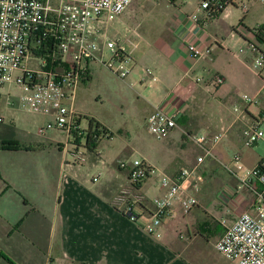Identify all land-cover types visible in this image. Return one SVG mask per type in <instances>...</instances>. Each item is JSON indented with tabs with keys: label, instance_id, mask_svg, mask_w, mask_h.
Returning <instances> with one entry per match:
<instances>
[{
	"label": "crops",
	"instance_id": "0c3cea01",
	"mask_svg": "<svg viewBox=\"0 0 264 264\" xmlns=\"http://www.w3.org/2000/svg\"><path fill=\"white\" fill-rule=\"evenodd\" d=\"M149 1L153 7L148 15L152 17L145 33L138 24L130 23L136 13L132 3L110 31L122 40L143 39L142 53L124 86L139 99L146 131V119L155 110L175 113L176 127L167 138L188 144L185 159L167 147L142 154L141 160L157 173V195H162L159 175L172 177L195 165L200 152L193 139L201 134L211 137L221 128L227 129L226 137L213 146L211 157L198 166V173L213 170V163L226 160L230 152L238 154L245 169H254L264 158V138L246 148L243 132L259 121L264 133V67L258 73L252 69L258 53L249 48L257 40L254 30L264 26V17L254 14L251 7L242 12V18L235 17L228 9L235 6V0H225V14L204 24V14L198 11L200 0ZM192 14L198 15V23L190 20ZM189 43L204 52L199 60L189 57ZM258 48L264 52L263 46ZM144 69L152 71L154 82ZM216 78L221 79L220 84L215 83ZM3 90L0 88V100ZM0 119V143L15 142L27 148L0 149V253L12 264H190L185 255L193 243L212 240L214 247L222 227L244 212L221 226L208 203H203L199 189L197 205L190 212L175 208L158 227L159 237L149 235L144 226L152 211L147 197L151 190L140 191L149 179L138 189H121L123 183L128 184L127 175L118 163L114 168L102 159L100 147L96 153L86 151L87 158L82 159L80 144L69 141L63 132L38 133L51 122L49 115L4 103ZM60 135L66 136L64 142ZM86 168L93 172L90 179L85 177ZM95 176L98 185L92 182ZM227 179L225 184L237 181L232 173ZM244 189L255 199V192L261 191L258 185L254 190ZM233 193L239 196L238 191ZM217 197L224 203L220 194ZM128 200L138 201L135 222L124 214ZM0 264L9 263L0 259Z\"/></svg>",
	"mask_w": 264,
	"mask_h": 264
},
{
	"label": "built area",
	"instance_id": "2783aa9c",
	"mask_svg": "<svg viewBox=\"0 0 264 264\" xmlns=\"http://www.w3.org/2000/svg\"><path fill=\"white\" fill-rule=\"evenodd\" d=\"M258 1L264 7V0ZM131 3L132 0H0V88L16 84V102L21 110L52 117L51 122L39 129V134L60 131L72 143L84 145L87 128L81 127L80 115L69 108L66 91H74L88 78L89 64L104 67L120 80L129 76L137 56L142 53L143 39L139 36L119 39L111 34L110 24ZM227 6L225 0H200L198 11L204 14L206 24L224 12ZM190 20L198 23L200 19L197 14H192ZM254 31L257 39L260 37L263 41L256 40L255 44L249 45L258 53L252 65L258 73L264 67V52L258 48L264 47V26ZM187 51L194 61L204 54L192 43L187 44ZM31 57L36 58L37 70L28 67ZM143 73L152 82L156 80L151 70L144 69ZM215 83L220 84L221 79L216 78ZM6 95L9 97L8 92ZM6 104L11 106L13 102L7 100ZM237 111L234 108V112ZM176 121L175 113L155 110L146 119L147 131L163 140L176 127ZM226 134L227 129L221 128L211 137L196 136L193 142L200 154L195 165L182 168L172 177L158 176L162 195L151 200L150 219L144 226L147 234L159 237L157 229L169 212L178 207L187 214L197 205L196 194L202 182L198 166L211 157L213 146L219 144ZM263 138L264 133L257 121L244 130L243 146L250 148ZM233 162L237 165L236 172H240V175L233 173L240 185L250 190L258 185L261 191L255 192V202L225 227L214 249L236 264H264V158L252 170L240 165L238 156ZM118 168L127 171V183L131 188L142 185L155 172L141 159L118 164ZM97 179L98 176L93 177L92 182ZM137 202H124V214L132 222L136 221Z\"/></svg>",
	"mask_w": 264,
	"mask_h": 264
},
{
	"label": "rangeland",
	"instance_id": "374dc122",
	"mask_svg": "<svg viewBox=\"0 0 264 264\" xmlns=\"http://www.w3.org/2000/svg\"><path fill=\"white\" fill-rule=\"evenodd\" d=\"M153 1L157 2L156 0ZM234 5H229L228 9L233 12L235 17L242 18L244 15L242 12H244V8L247 10V7H251L253 13L258 15V17H264V7L257 0H235ZM152 7L153 4L149 0H132L131 9L135 10L136 13L135 19L133 21L130 19V23L133 25L138 24L139 29L143 33L146 32L151 20L152 15H148V11H151ZM224 14L225 11L220 16ZM113 24L114 22L110 26ZM35 59V57L30 58L28 67L37 70L38 64ZM88 77L89 79L80 82L74 91H66V95L69 97L67 104L70 109L80 115L84 130H86L91 119L108 130V138L101 140L99 149L103 153L102 159L107 161L110 166L116 168L117 163L130 164L135 159H141L142 154L148 155L150 152H156L157 149L162 147H167L169 151L179 154L183 159L188 156V150H186L188 149V144H185L183 140L181 143L179 142V146L178 142H173L168 138L158 140L146 131L143 126V118L139 114L140 108L137 101L139 99L131 89L124 86V80H120L110 71L95 63L89 64ZM3 92L5 94L8 92L9 97L3 93L4 96H1L0 106L4 103L7 106V100H10L15 105L17 104L18 88L16 84L5 86ZM262 107L264 108V103ZM64 136L60 135L62 142L65 141L66 136ZM80 146L83 149V145ZM194 152L197 153V150L193 148ZM236 155H238L236 152H230L226 160L218 161L219 165L213 163V170L199 174L202 178L200 191L204 194L203 203H208L207 208L221 226L223 225L222 221L225 222V225L229 224L239 213L247 210L255 200L254 194L251 191H245L238 181L225 184L226 180H228L227 174L240 175V172H236L235 164L232 162ZM156 156H159V153H156ZM81 157L82 159L87 158V153L84 149ZM123 171L127 175V171ZM84 174L86 178L90 179L93 172L86 168ZM156 178L157 173L154 172L142 186V190H140L144 192L145 189L150 188L151 193L147 195L150 200L158 197L157 185H154ZM95 184L98 185L99 181ZM122 185L121 189H124V186H126L125 188L129 186L126 183ZM240 189H244V191H239ZM112 190L115 195L118 193L114 188ZM237 191L239 196L233 193H237ZM217 194H220L224 203L219 201ZM204 221L207 223L209 221L210 224L212 222L207 219ZM222 228L220 230L222 232L221 235L225 230L224 226ZM182 233L186 234V232ZM185 259L190 264H236L234 261L219 254L214 249L212 240L208 242L197 240L189 248Z\"/></svg>",
	"mask_w": 264,
	"mask_h": 264
},
{
	"label": "trees",
	"instance_id": "16d2710c",
	"mask_svg": "<svg viewBox=\"0 0 264 264\" xmlns=\"http://www.w3.org/2000/svg\"><path fill=\"white\" fill-rule=\"evenodd\" d=\"M169 1L174 2L175 0H169ZM257 40L259 43L263 42L260 37ZM108 134L109 132L105 127H103L101 124L91 119L88 122L86 136L84 137L86 139V142L83 145V149L87 151L88 153H96V151L98 150L100 146L101 140L104 139ZM0 149L5 150V151H16V150H22V149L25 150L27 148L15 142H2L0 143ZM150 170L152 169H149V171ZM140 186L141 185L136 186L134 189H138L140 188ZM0 259H5L9 264H12L8 259L4 258L1 253H0Z\"/></svg>",
	"mask_w": 264,
	"mask_h": 264
}]
</instances>
